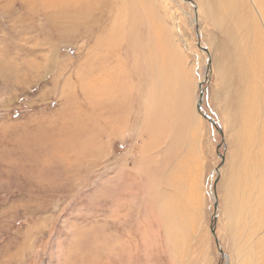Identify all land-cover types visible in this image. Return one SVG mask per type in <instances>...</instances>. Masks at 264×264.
<instances>
[{
	"label": "rangeland",
	"instance_id": "1",
	"mask_svg": "<svg viewBox=\"0 0 264 264\" xmlns=\"http://www.w3.org/2000/svg\"><path fill=\"white\" fill-rule=\"evenodd\" d=\"M155 3L145 20L103 15L121 17L107 48L129 74L102 106L70 75L112 18L58 41L48 17L27 27L0 10V264H264V14L251 0ZM48 38L58 61L46 62ZM245 62L256 120L239 102Z\"/></svg>",
	"mask_w": 264,
	"mask_h": 264
},
{
	"label": "bare ground",
	"instance_id": "2",
	"mask_svg": "<svg viewBox=\"0 0 264 264\" xmlns=\"http://www.w3.org/2000/svg\"><path fill=\"white\" fill-rule=\"evenodd\" d=\"M132 4H125L126 0H121L122 5L119 3V0H0V10L1 11H5L7 14V19L10 20L11 23H22L25 24L27 27H32V22L33 20H38L39 17H48V19H50V22L48 24H46V26L50 27L51 29L54 30L55 34V38L58 39V41L60 40H65V41H69L71 39H73V37L78 38L79 37V26L84 27L86 30H88V34L92 35L91 33H95V30H97L98 27L102 26V23L100 22L102 19L103 15H105L106 10H109V12H106V14L108 15L109 13L114 12V9H118L121 10L120 14L122 17L125 18L126 15H128L129 13H131L132 15H138L141 16L143 20H145V18L147 17V15L151 14V12L155 11V15L159 14L157 13V6L155 3V0H129ZM239 1V0H238ZM253 3L255 2V4L257 5L256 7L258 8L259 12L263 15L264 14V0H251ZM18 3H21V7H22V11H16L15 10V5ZM130 6L132 9V12H130V8L128 7ZM230 11L233 12L234 9V5H230ZM228 9V8H227ZM115 13V12H114ZM114 13H112L113 15H115ZM147 14V15H146ZM154 14V13H153ZM111 14H109L110 16ZM146 15V16H145ZM108 16V18H110ZM264 16V15H263ZM156 17V16H155ZM107 18V17H106ZM108 18L106 19V21L104 20V22H107ZM112 20V24L111 28L107 29L106 31V35L105 37H103V34L105 33V30L103 28L100 27V29L98 30V32H100V34H96V36H93V43L88 45L87 47H85V51L82 54L83 57L79 58L78 62L76 64H73L72 70V74L70 76H78L76 77L77 79H82V81L87 78L89 80L87 81H91L93 83L94 86H92L93 91L95 90L97 92V97L99 100V105L102 106L103 101L105 99L109 100L110 98L114 99L115 96H117V94L120 92L121 87H119L116 83L117 79L124 75V74H129L127 71H124L123 69V65H122V61L119 56H117L118 51H114V53H111V51L109 49L111 48H107V46L111 43V41L115 38V36L121 32V27L118 25V21L120 19L121 21V17H117L113 19V17L111 16ZM110 18V19H111ZM153 18V17H152ZM151 18V19H152ZM155 18H153L154 20ZM123 21V19H122ZM128 21V20H126ZM156 21V20H155ZM246 21V20H245ZM137 22V21H134ZM123 23V22H122ZM138 23V22H137ZM121 25V22L119 23ZM125 24V23H124ZM131 24V23H130ZM129 24H127L128 26ZM137 25V24H136ZM154 24H152L153 26ZM221 25V24H219ZM46 26H42V29H45ZM110 26V25H109ZM125 26V25H123ZM131 26V25H130ZM158 26V25H157ZM140 27V26H139ZM147 27V26H146ZM144 26V28H146ZM105 29L107 27H104ZM162 28V27H161ZM125 29H127L125 27ZM124 29V30H125ZM138 28L136 27V30ZM150 29V28H149ZM226 30H228L226 32V34H229V29L226 28ZM84 31V30H82ZM127 31V30H125ZM129 31V29H128ZM135 31V29H134ZM133 31V33H134ZM146 31V30H145ZM172 31V30H171ZM130 33V37H131V31H129ZM126 33V32H124ZM82 34V33H81ZM107 34L109 35L108 39H107ZM140 34V33H139ZM147 34V33H146ZM123 35V33H122ZM121 35V36H122ZM230 35V34H229ZM81 36V35H80ZM119 36V35H117ZM125 36V35H124ZM134 37V35H132ZM129 37V38H130ZM145 37V35H144ZM88 38V37H87ZM125 38V37H124ZM127 38V37H126ZM128 38V39H129ZM135 38V37H134ZM86 39V38H85ZM84 39V40H85ZM132 40H134L135 42H133L134 44L137 42V40L130 38ZM129 39V40H130ZM125 40V39H124ZM90 41V40H89ZM123 41V40H122ZM145 41V38H144ZM162 41L164 42V40L162 39ZM124 42V41H123ZM126 42L127 39H126ZM146 42V41H145ZM75 43V42H74ZM83 43V40H82ZM81 43V47H79L77 49L76 54H79V51L82 50L83 48V44ZM116 43V42H114ZM118 43V41H117ZM139 42H137L138 44ZM141 43V42H140ZM70 44V43H69ZM112 44V43H111ZM128 44V43H127ZM133 44V45H134ZM166 44V43H165ZM246 44V43H245ZM122 45V44H121ZM126 45V44H125ZM131 44V46H133ZM140 45V44H138ZM114 46V45H112ZM163 46V45H162ZM126 47V46H124ZM123 47V48H124ZM256 47V46H255ZM1 48V47H0ZM48 53L46 55H44V57L46 58V62L49 61H58L60 59H57V54H59V45L57 43V40L55 39H50L48 38ZM125 49V48H124ZM128 49V48H127ZM126 49V50H127ZM152 49V48H151ZM259 49V48H258ZM113 50V49H112ZM122 50V49H121ZM125 50V51H126ZM131 51V50H130ZM259 51V50H258ZM40 52V51H39ZM161 52V51H160ZM34 53V52H33ZM37 53V52H36ZM127 54L129 53L128 51L126 52ZM149 53H152L151 51H149ZM158 53V52H157ZM156 52H154V54H157ZM43 54V53H42ZM45 54V53H44ZM116 55V56H113ZM126 54V55H127ZM112 55V56H110ZM119 55V54H118ZM130 55V53L128 54ZM159 55V54H158ZM254 55V54H253ZM252 55V56H253ZM257 55V54H256ZM256 55L255 58L257 61H260L259 57H257ZM43 56V55H42ZM69 56V55H68ZM123 56V55H122ZM241 56V53L237 52V57ZM263 56V55H262ZM61 57V56H60ZM124 57V56H123ZM165 57V56H164ZM167 57V56H166ZM129 58V57H128ZM162 58V57H161ZM69 59V58H68ZM68 59H62L64 63L61 64V66L59 67L60 69H58L59 71L57 72V75H60L63 73V71L65 70V66L67 65V61ZM123 59V58H122ZM71 60V59H70ZM131 60V58L129 59ZM165 60V59H164ZM73 61V60H72ZM126 61V59H125ZM153 61V60H152ZM155 61V60H154ZM242 61V60H241ZM124 62V61H123ZM152 63V62H151ZM247 63V62H245ZM244 63V64H245ZM260 63V62H259ZM9 64V63H8ZM131 64V61H130ZM261 64V63H260ZM252 65V64H251ZM255 65V64H254ZM254 65H252L253 67H255ZM259 65V64H257ZM9 66V65H8ZM52 66V65H51ZM53 67V66H52ZM126 67V66H125ZM241 67V66H240ZM244 67V66H243ZM261 67V66H260ZM8 70L5 67H2V70ZM239 69V68H238ZM242 69V68H241ZM239 69V75L241 77V81L243 82V89L241 91V93L239 94V102L242 108H247L248 112L250 113V118L252 120H256L257 114L258 112L261 110V93L260 90H257L256 87H254V84L251 82V75L250 72L256 73V70L254 71L250 65L247 63L245 64V68H243V70ZM68 70V69H67ZM83 75V76H82ZM264 75V74H263ZM68 77V79H70L71 77ZM256 76V74H255ZM62 77V76H60ZM56 78V77H55ZM254 78V77H253ZM75 79V78H74ZM47 80V79H46ZM59 80V79H58ZM253 80V79H252ZM73 82H76V80H72ZM82 81L80 83H82ZM255 83V82H254ZM55 84V83H54ZM76 84V83H75ZM75 84L73 85L75 87ZM79 86V85H78ZM134 86V85H133ZM262 87V86H261ZM133 88V87H132ZM260 89V88H258ZM133 90V89H132ZM264 90V89H263ZM82 92V91H81ZM80 92V94L82 95V93ZM262 92V91H261ZM75 94V93H74ZM120 94V93H119ZM76 96V95H75ZM75 98V97H74ZM80 98V97H79ZM83 98V97H82ZM153 98V99H152ZM152 98H150L152 100L153 103L156 102L157 100V96L155 97V95H152ZM78 99V98H76ZM85 99V98H84ZM58 106H60V99ZM87 100V99H86ZM154 100V101H153ZM75 102V100H74ZM89 102V100H88ZM126 102V101H124ZM87 103V101H86ZM263 103V102H262ZM66 104V103H64ZM70 104V103H69ZM74 104V103H73ZM72 104V105H73ZM75 105V104H74ZM77 105V104H76ZM80 105V104H78ZM94 105V104H93ZM70 106V105H68ZM67 106V107H68ZM95 106V105H94ZM90 107V106H89ZM88 107V109H89ZM100 107V106H99ZM98 107V108H99ZM106 107V106H105ZM108 108V107H107ZM112 108L114 109L113 112H115L116 109H120V111H123V103L120 100H115L112 102ZM78 109V108H77ZM76 109V110H77ZM83 109V108H82ZM95 109V108H94ZM62 110V109H61ZM81 110V108L79 109ZM84 110V109H83ZM82 110V111H83ZM90 110V109H89ZM103 108H101V110H99L101 112V117L104 118L103 116ZM110 110V109H109ZM75 111V109L73 110ZM73 111H71L73 113ZM79 112V111H78ZM77 112V113H78ZM86 111H84L85 114ZM98 112V111H97ZM111 112V111H110ZM75 113V112H74ZM75 113V114H77ZM80 113V112H79ZM78 113V114H79ZM82 113V112H81ZM91 113V112H90ZM71 114V113H69ZM117 114V112H116ZM86 115V114H85ZM124 115V114H123ZM65 116V115H64ZM71 116V115H70ZM74 116V114H73ZM82 116V115H81ZM196 116V115H195ZM47 117V116H46ZM54 117V116H53ZM84 117V116H83ZM87 117V115L85 116ZM108 117V116H107ZM71 118V117H70ZM61 119V118H60ZM92 119V118H91ZM116 119V118H115ZM197 119V118H196ZM66 120V119H65ZM110 120V119H108ZM125 119V115L121 116V118L119 119V122H122ZM64 121V119H63ZM75 121V120H74ZM106 121V120H105ZM104 121V122H105ZM82 122V121H81ZM111 122V121H109ZM124 122V121H123ZM50 123V122H49ZM72 123V122H71ZM63 124H67V123H63ZM74 125V124H73ZM119 125V124H118ZM117 125V126H118ZM61 127V126H60ZM121 127V126H119ZM82 128V126H81ZM88 128V127H87ZM113 128V127H111ZM79 130V128H77ZM89 129V128H88ZM86 129V130H88ZM52 131V129H50ZM67 130V129H66ZM76 129H74V131H78ZM62 131V130H61ZM60 131V132H61ZM65 131V130H63ZM80 131H82L80 129ZM90 131V129H89ZM116 131V130H115ZM53 132V131H52ZM57 132V131H56ZM70 132V131H69ZM88 133V131H86ZM49 133V132H47ZM59 133V132H57ZM56 133V134H57ZM85 133V130H84ZM86 133V135H87ZM103 133V132H101ZM65 134V133H64ZM63 134V135H64ZM75 134V133H72ZM71 134V135H72ZM90 134V133H89ZM42 135V134H41ZM55 135V134H54ZM66 135V134H65ZM64 136V138H66ZM78 135V134H77ZM46 136V135H45ZM75 136V135H73ZM83 136V134H82ZM108 136V135H107ZM43 137V136H42ZM61 137V136H60ZM61 137V138H62ZM79 137V136H78ZM98 137V136H97ZM53 138V137H52ZM110 138V137H109ZM69 138H67L68 140ZM108 139V138H107ZM106 139V140H107ZM52 140V139H51ZM81 140V139H80ZM61 141V140H60ZM95 141V140H94ZM100 141V140H99ZM105 141V140H104ZM60 143V142H59ZM64 143V142H63ZM96 143V142H95ZM101 143V141H100ZM100 149L103 148L102 145L98 144ZM106 145V144H105ZM63 146V144H62ZM66 148V147H65ZM61 149V148H60ZM64 149V148H63ZM68 149V148H67ZM105 149V148H104ZM70 150V149H69ZM72 150V149H71ZM105 151V150H103ZM95 152V151H94ZM71 155V152H69ZM62 158V156H61ZM67 158V157H66ZM126 158V157H125ZM70 160V158H69ZM122 160V159H121ZM99 161V160H98ZM124 161V160H123ZM129 161V160H128ZM101 162V161H100ZM121 162V161H120ZM76 165V164H75ZM124 165V162H122V166ZM126 165V164H125ZM121 166V167H122ZM129 167L130 164H129ZM126 168V167H125ZM128 168V165H127ZM124 173V172H123ZM120 175V173H118ZM122 174V173H121ZM132 177V176H131ZM77 179V178H76ZM115 180V179H114ZM124 182H118L117 184V189H120L123 187ZM131 187V186H129ZM32 229V228H30ZM35 229V228H34ZM29 230V228H28Z\"/></svg>",
	"mask_w": 264,
	"mask_h": 264
},
{
	"label": "water",
	"instance_id": "3",
	"mask_svg": "<svg viewBox=\"0 0 264 264\" xmlns=\"http://www.w3.org/2000/svg\"><path fill=\"white\" fill-rule=\"evenodd\" d=\"M199 87H200V92H199V101H198V109H200V106H201V100H202V97H203V88H202V82L199 84Z\"/></svg>",
	"mask_w": 264,
	"mask_h": 264
}]
</instances>
